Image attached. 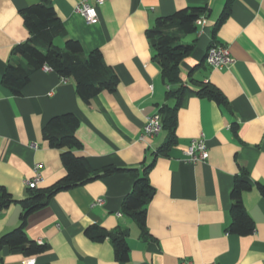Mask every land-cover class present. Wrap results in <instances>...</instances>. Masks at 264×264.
<instances>
[{"label": "crops", "instance_id": "crops-1", "mask_svg": "<svg viewBox=\"0 0 264 264\" xmlns=\"http://www.w3.org/2000/svg\"><path fill=\"white\" fill-rule=\"evenodd\" d=\"M39 1L0 0V184L21 201L28 196L26 180L34 177L36 164H41L42 176L37 187L62 179L66 169L61 150L49 145L44 128L54 116L74 113L82 142L76 153L86 156L93 169L153 164L148 175L155 188L147 210L149 236L123 211L134 176L114 173L55 194L29 215L25 228L47 250L26 256L4 246L0 264H23L29 257L36 264H264V196L258 189L243 194L255 231L247 236L228 231L236 176L245 169L264 182V0H234L215 37L214 25L227 0H104L97 6L100 20L95 24L76 11L80 0H52L66 31L57 38L58 46L72 38L81 42L86 55L100 49L118 75L115 91H103L89 102L78 95L73 78L54 70L35 71L20 95L2 81L8 64L23 62L12 54L14 46L30 37L22 10ZM90 3L97 5L96 0ZM205 4L212 20L207 18L196 32V50L181 66L189 89L177 111V142L155 158L154 150L168 140V132L143 138L144 126L163 104L174 101L166 98L168 87L147 30L161 16ZM212 43L229 47L230 65L204 63ZM207 81L220 89L225 104L195 93ZM200 137L209 156L190 163L185 151ZM100 198L103 203H97ZM22 210L20 202H13L0 213V238L20 224ZM90 226L127 230L128 260L116 259L109 238H89L85 231Z\"/></svg>", "mask_w": 264, "mask_h": 264}, {"label": "trees", "instance_id": "trees-1", "mask_svg": "<svg viewBox=\"0 0 264 264\" xmlns=\"http://www.w3.org/2000/svg\"><path fill=\"white\" fill-rule=\"evenodd\" d=\"M233 1L227 0L214 25V37L217 28L229 17ZM210 14L211 8L208 4L190 5L171 15L159 17L155 25L147 30L154 50V61L160 69L164 84L168 87L166 98L174 101V104L165 103L159 108L162 130L168 132V140L154 150L155 158L162 154L166 155L177 142L175 131L177 111L189 89L182 78L181 66L184 60L195 52L198 42V39H195L191 43H186L183 39L189 34L198 32L197 20L201 17L207 19ZM22 16L30 37L27 41L14 46L12 54L21 57L23 62L8 64L2 80L15 95H20L29 83L31 75L45 65L50 66L64 78H73L78 95L86 102L103 91L113 92L117 89L118 75L111 66L106 64L100 49H94L86 55L81 42L72 38L66 39L63 47L56 44V39L65 37L66 31L52 0H40L24 8ZM204 63H207L206 56ZM195 93L199 97H206L220 104L226 103V98L220 89L209 81L202 83ZM79 123L80 120L76 114L64 113L51 118L44 128V138L49 145L61 150L62 163L66 169V175L62 179L48 187L29 188L28 196L21 201H16L9 190L0 184V213L13 202H20L23 207L20 224L1 236L0 249L9 246L12 251L26 256L45 252L48 248L46 244H40L26 234L25 228L29 215L43 208L60 191H67L121 172H129L135 178L132 190L123 201V211L134 219L143 236H149L147 210L154 197L155 188L150 183L148 175L153 164L144 163L141 169L122 165H108L98 170L93 169L86 156L76 153V150L82 148V142L76 135ZM253 189H258L264 196V182L254 180L243 169L236 176L232 189V222L228 227L229 233L247 236L255 231L254 220L246 210L243 201V194ZM85 233L98 242L109 238L112 241L116 259L128 260L129 232L127 230L108 231L99 226H90Z\"/></svg>", "mask_w": 264, "mask_h": 264}, {"label": "built area", "instance_id": "built-area-1", "mask_svg": "<svg viewBox=\"0 0 264 264\" xmlns=\"http://www.w3.org/2000/svg\"><path fill=\"white\" fill-rule=\"evenodd\" d=\"M97 5H92L90 0H80L76 6V11L79 12L88 23L95 24L100 20L99 12L97 6L103 3L104 0H96ZM197 25L199 29L204 28L206 25V18L201 17L197 20ZM206 62L213 68H222L230 65L233 62V58L230 54L229 47L223 44H214L208 48L206 53ZM43 68L46 70H53L50 66L45 65ZM162 131V120L159 112L155 115L149 116L146 120L144 126V133L142 135L145 137H153L158 135ZM186 161L190 163H196L199 161H204L209 156L208 146L203 137L196 138L192 140L185 151ZM41 164H36L34 167V177L26 180V185L29 188H36L42 180L40 173ZM97 203H103V199H98ZM23 264H36L35 257H29L24 260Z\"/></svg>", "mask_w": 264, "mask_h": 264}, {"label": "rangeland", "instance_id": "rangeland-1", "mask_svg": "<svg viewBox=\"0 0 264 264\" xmlns=\"http://www.w3.org/2000/svg\"><path fill=\"white\" fill-rule=\"evenodd\" d=\"M210 18H211V17H208V20H210ZM211 20H212V18H211ZM195 36H196V33L189 34V35H187V36L183 39V41L186 42V43H190V42L193 41V38H194ZM56 43H57V45H61L59 39L56 40ZM61 46H62V45H61Z\"/></svg>", "mask_w": 264, "mask_h": 264}]
</instances>
